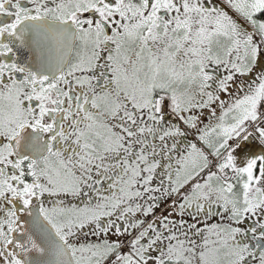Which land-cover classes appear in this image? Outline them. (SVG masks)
Segmentation results:
<instances>
[{
	"label": "snow or ice",
	"instance_id": "obj_1",
	"mask_svg": "<svg viewBox=\"0 0 264 264\" xmlns=\"http://www.w3.org/2000/svg\"><path fill=\"white\" fill-rule=\"evenodd\" d=\"M0 264H264V0H0Z\"/></svg>",
	"mask_w": 264,
	"mask_h": 264
},
{
	"label": "flooded vegetation",
	"instance_id": "obj_2",
	"mask_svg": "<svg viewBox=\"0 0 264 264\" xmlns=\"http://www.w3.org/2000/svg\"><path fill=\"white\" fill-rule=\"evenodd\" d=\"M188 139L189 140H194V136L190 135L188 137ZM73 202H75V201H73ZM165 207H167V205H162L161 209L158 210L156 214L159 215L160 212H162ZM171 218L172 219H175L177 221H179L181 219V217L178 214H173ZM149 219H151V218H149ZM183 219L187 220L189 223H192L193 222L192 219L189 216H187V215H185L183 217ZM216 222H224V221H221L220 217H213L211 220L208 221V223H216ZM200 226L203 227V224H201ZM181 238H183V237H181ZM193 239H197V238L196 237H193ZM87 240L88 241H94V240H96V238L89 236V237H87ZM80 242H85V238L84 237H81ZM198 242H200V241L198 240Z\"/></svg>",
	"mask_w": 264,
	"mask_h": 264
},
{
	"label": "rangeland",
	"instance_id": "obj_3",
	"mask_svg": "<svg viewBox=\"0 0 264 264\" xmlns=\"http://www.w3.org/2000/svg\"><path fill=\"white\" fill-rule=\"evenodd\" d=\"M222 98L224 99H227L228 97L227 96H222ZM217 113L219 114V109H217ZM203 119V122L206 124L208 123V119H209V110H205V114L204 116L202 117Z\"/></svg>",
	"mask_w": 264,
	"mask_h": 264
}]
</instances>
